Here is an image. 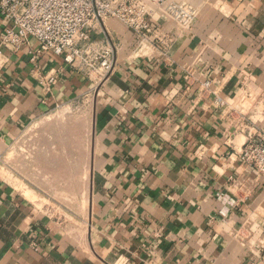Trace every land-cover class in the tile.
Returning a JSON list of instances; mask_svg holds the SVG:
<instances>
[{
	"label": "crops",
	"instance_id": "1",
	"mask_svg": "<svg viewBox=\"0 0 264 264\" xmlns=\"http://www.w3.org/2000/svg\"><path fill=\"white\" fill-rule=\"evenodd\" d=\"M169 2L197 8L190 29L159 12L142 45L116 20L94 32L117 57L102 83L44 53L46 95L37 42L0 46V161L55 108L93 111L88 167L79 148L60 170L86 213L51 215L0 174V264H264V178L236 155L264 136V0Z\"/></svg>",
	"mask_w": 264,
	"mask_h": 264
},
{
	"label": "built area",
	"instance_id": "2",
	"mask_svg": "<svg viewBox=\"0 0 264 264\" xmlns=\"http://www.w3.org/2000/svg\"><path fill=\"white\" fill-rule=\"evenodd\" d=\"M159 12L181 29H190L198 16L191 4L169 0H0V46H10L14 54H20L30 40H35L38 47L29 52V62L43 92L50 95L58 75L42 72V54H69L78 72L102 83L113 73L117 57L113 46L97 47L94 32L116 20L128 27L142 45L156 32L151 20ZM3 58L0 49V70ZM209 86L207 82L205 87ZM218 102L223 104L221 99ZM236 155L244 167L264 178V136L250 137Z\"/></svg>",
	"mask_w": 264,
	"mask_h": 264
},
{
	"label": "rangeland",
	"instance_id": "3",
	"mask_svg": "<svg viewBox=\"0 0 264 264\" xmlns=\"http://www.w3.org/2000/svg\"><path fill=\"white\" fill-rule=\"evenodd\" d=\"M92 127V97L55 108L14 142L0 161V174L40 209L75 219L86 213V206L72 201L74 190L67 189L69 182L60 170L63 164H78L79 148L85 150L88 167Z\"/></svg>",
	"mask_w": 264,
	"mask_h": 264
}]
</instances>
